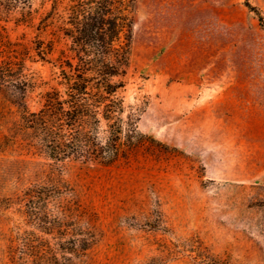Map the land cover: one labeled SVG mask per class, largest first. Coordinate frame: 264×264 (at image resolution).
Returning a JSON list of instances; mask_svg holds the SVG:
<instances>
[{
    "label": "rangeland",
    "instance_id": "obj_1",
    "mask_svg": "<svg viewBox=\"0 0 264 264\" xmlns=\"http://www.w3.org/2000/svg\"><path fill=\"white\" fill-rule=\"evenodd\" d=\"M247 2L131 4L124 94L144 104V141L113 163L30 149L17 128L19 93L0 91V264H11L18 227L32 228L17 198L42 183L61 188V209L95 231L73 264H203L200 254L264 264V24ZM249 2L264 16V0ZM72 3L0 0V64L22 60L35 76L31 111L58 86L61 51L70 45L58 14L68 20ZM45 236L57 246V231Z\"/></svg>",
    "mask_w": 264,
    "mask_h": 264
},
{
    "label": "trees",
    "instance_id": "obj_2",
    "mask_svg": "<svg viewBox=\"0 0 264 264\" xmlns=\"http://www.w3.org/2000/svg\"><path fill=\"white\" fill-rule=\"evenodd\" d=\"M73 1L68 20L58 14L70 45L61 51L58 86L44 93L43 107H27V92L38 81L25 71L22 60L10 57L0 64V91L12 88L19 93L12 101L24 108L17 128L30 149L55 160L110 164L144 141L139 128L144 104L127 103L124 94L132 55L129 7L135 0ZM247 5L264 24L259 10L249 0ZM46 53L41 48L38 55L46 60ZM61 190L55 184H35L17 198V210L32 228L19 226L17 239H10L11 264H73L96 240L90 226L61 209ZM54 231L59 235L57 246L45 236ZM200 255L203 264H233L212 254Z\"/></svg>",
    "mask_w": 264,
    "mask_h": 264
}]
</instances>
